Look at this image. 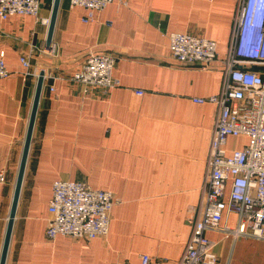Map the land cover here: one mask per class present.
Instances as JSON below:
<instances>
[{"label":"crops","instance_id":"0c3cea01","mask_svg":"<svg viewBox=\"0 0 264 264\" xmlns=\"http://www.w3.org/2000/svg\"><path fill=\"white\" fill-rule=\"evenodd\" d=\"M54 0L40 15L51 18ZM240 0H116L84 21L86 9L61 0L47 53L49 24L32 15L0 18V260L32 113L44 82L5 264H179L193 226L192 206L205 195L207 159L218 105L194 99L221 92ZM217 42L216 60L183 66L170 53L169 33ZM116 56L120 83L107 93L71 76L89 52ZM30 57L27 69L20 57ZM264 71L262 66H254ZM29 72V73H28ZM50 85L55 91L49 90ZM144 90L137 95L135 90ZM238 147L230 139L228 148ZM84 181L120 198L106 236L46 234L53 182ZM207 231L217 264H264V240Z\"/></svg>","mask_w":264,"mask_h":264},{"label":"built area","instance_id":"2783aa9c","mask_svg":"<svg viewBox=\"0 0 264 264\" xmlns=\"http://www.w3.org/2000/svg\"><path fill=\"white\" fill-rule=\"evenodd\" d=\"M113 1L70 0V5L85 8L83 19L88 22ZM118 1L127 4V0ZM43 3L0 0V18L32 15L49 24L50 18L40 15ZM169 40L171 55L183 66H207L217 58V42L213 39L171 32ZM45 51L56 55L57 47L51 43ZM20 60L31 68L30 57L22 55ZM116 60L112 53L91 51L71 79L83 84L85 92L96 89L107 93L120 83L114 75ZM227 64L221 92L194 99L217 104L218 113L207 159L205 195L199 207L189 210L193 230L179 264H217L215 242L207 231L221 229L231 214L236 215L237 223L224 225L227 234L264 240V71L254 69L264 67V0H240ZM10 73L5 58L0 56V79ZM49 90L54 92L55 86L50 85ZM135 93L143 95L144 90ZM230 139L238 147L229 149ZM4 180L5 171H1L0 181ZM118 203L120 198L113 191L92 188L84 181L58 179L52 186L47 237L90 240L106 236ZM141 264H152V257L143 254Z\"/></svg>","mask_w":264,"mask_h":264},{"label":"water","instance_id":"95a60500","mask_svg":"<svg viewBox=\"0 0 264 264\" xmlns=\"http://www.w3.org/2000/svg\"><path fill=\"white\" fill-rule=\"evenodd\" d=\"M60 1L61 0H54L53 1L52 14H51V18H50L48 36H47V46H49L52 42V37H53V32H54V28H55L56 17H57ZM43 82H44V72L42 71L39 75V78H38L36 94H35V98H34L32 113H31V117H30V122H29L26 140H25L23 155H22V159H21V163H20L17 182H16V186H15V192H14V197H13V201H12V205H11L8 227H7V231H6V236H5V241H4V246H3L0 264H5V262H6L10 237H11V233H12V227H13L16 209H17V205H18V201H19V197H20V191H21L22 182H23V178H24L26 162H27L28 153H29V149H30V143H31V139H32V133H33L34 123H35V119H36L38 104H39V100H40V96H41V92H42Z\"/></svg>","mask_w":264,"mask_h":264}]
</instances>
